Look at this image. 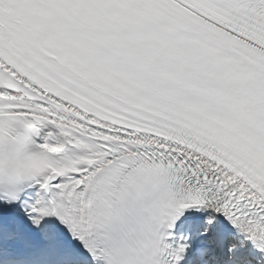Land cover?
<instances>
[{"label": "snow or ice", "instance_id": "6c2138e0", "mask_svg": "<svg viewBox=\"0 0 264 264\" xmlns=\"http://www.w3.org/2000/svg\"><path fill=\"white\" fill-rule=\"evenodd\" d=\"M0 264H264V0H0Z\"/></svg>", "mask_w": 264, "mask_h": 264}]
</instances>
